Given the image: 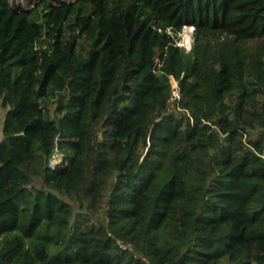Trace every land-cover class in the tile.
Returning a JSON list of instances; mask_svg holds the SVG:
<instances>
[{
    "label": "trees",
    "instance_id": "16d2710c",
    "mask_svg": "<svg viewBox=\"0 0 264 264\" xmlns=\"http://www.w3.org/2000/svg\"><path fill=\"white\" fill-rule=\"evenodd\" d=\"M0 133V264H264V0H0Z\"/></svg>",
    "mask_w": 264,
    "mask_h": 264
},
{
    "label": "built area",
    "instance_id": "2783aa9c",
    "mask_svg": "<svg viewBox=\"0 0 264 264\" xmlns=\"http://www.w3.org/2000/svg\"><path fill=\"white\" fill-rule=\"evenodd\" d=\"M177 44L182 45L180 42H177ZM188 49H190V48H188ZM169 77H170V83L172 86V95L170 97V102L177 108L178 111L182 110L183 107L180 106V100L182 98V92H181V89L179 86V80L173 74H170ZM244 141H245V143H247V141H248V136L246 133L244 134ZM258 154L262 158H264V148L262 150H260L258 152ZM60 160H61V158L58 159V157L54 155L50 159V165L54 166V164Z\"/></svg>",
    "mask_w": 264,
    "mask_h": 264
},
{
    "label": "rangeland",
    "instance_id": "374dc122",
    "mask_svg": "<svg viewBox=\"0 0 264 264\" xmlns=\"http://www.w3.org/2000/svg\"><path fill=\"white\" fill-rule=\"evenodd\" d=\"M184 30H182V32H178L176 35H175V39L177 42H180V43H183V44H193L194 42V27L193 26H189V25H186L184 28ZM188 37V38H186ZM190 46V48H191ZM182 49L184 52H187L189 51L190 49H188V47L184 46V45H181ZM171 107H173V104L171 103ZM0 138H2L1 136V133H0ZM58 159L62 158V155H58L57 156Z\"/></svg>",
    "mask_w": 264,
    "mask_h": 264
},
{
    "label": "bare ground",
    "instance_id": "6f19581e",
    "mask_svg": "<svg viewBox=\"0 0 264 264\" xmlns=\"http://www.w3.org/2000/svg\"><path fill=\"white\" fill-rule=\"evenodd\" d=\"M182 30H184V29H182ZM182 32V31H181ZM186 38H188V37H186ZM182 45H184V46H186V47H188V48H190V46H191V44L189 43V44H183V43H181Z\"/></svg>",
    "mask_w": 264,
    "mask_h": 264
}]
</instances>
